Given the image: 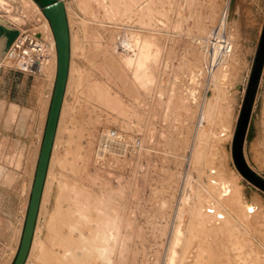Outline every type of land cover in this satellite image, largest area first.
Listing matches in <instances>:
<instances>
[{
    "label": "rangeland",
    "instance_id": "1",
    "mask_svg": "<svg viewBox=\"0 0 264 264\" xmlns=\"http://www.w3.org/2000/svg\"><path fill=\"white\" fill-rule=\"evenodd\" d=\"M33 1L40 12L24 7L27 14L18 0H0V212L6 216L0 217V264H13L20 245L56 71L48 49L39 75L25 74L18 98L28 103L14 111L22 74L4 66L9 42L37 33L53 49L49 24ZM68 3L71 76L25 264H62L72 251L78 264H165L184 181L204 185L193 171L207 144L216 165L240 175L246 196L264 202V155L258 163L254 152L263 151L264 138V0ZM222 17L220 33L235 44L224 63L236 70L227 89L232 97L215 112L206 47L194 41L209 36ZM203 127L228 128L229 141L214 143L213 135L210 143ZM111 131L120 139L104 152L100 139ZM246 257L243 264H257Z\"/></svg>",
    "mask_w": 264,
    "mask_h": 264
},
{
    "label": "bare ground",
    "instance_id": "2",
    "mask_svg": "<svg viewBox=\"0 0 264 264\" xmlns=\"http://www.w3.org/2000/svg\"><path fill=\"white\" fill-rule=\"evenodd\" d=\"M18 1L24 10H26L24 7H28L29 9L30 7H32L36 11L40 12L39 8L37 7V5L35 4L33 0H18ZM59 1L63 2L65 12H67L69 8V3L63 0H59ZM29 12L30 11H28V13ZM25 13H27V10ZM41 15L45 18L43 13ZM66 17H67V14H66ZM45 20L46 22H48L46 18ZM224 21L225 19L222 17V20L220 21L221 23L220 26L214 30L215 32L211 31L209 36H207L204 39L202 38L203 41L201 40V38L199 40L194 41L196 44H199L198 47L202 44V42H203V45H205L206 47V50H205L206 55L204 54L205 52L201 54L205 55L202 59L204 63L206 61L210 62L208 63L210 65L208 66V71L210 73V76L208 75L207 76L210 77V83H209L208 89L212 92V97L210 98L209 104L215 110V112L222 111L223 110L222 108H224V105L227 104L226 100H229L232 97V95H229L230 91L227 89L229 88V85L231 83V78L234 74L233 71L236 70V68L234 69V67L229 66V64L226 65V62L224 63V60H225L224 58H227L229 54L232 52V48H233L232 45L235 46V44L232 43L234 39H232V41L230 39L231 36L228 35L229 36L228 38V36L226 37L225 34L223 36L220 33L223 27ZM67 22H68V19H67ZM68 29H69V25H68ZM49 30L53 37L50 25H49ZM229 33L230 32H228V34ZM31 34L36 35L42 40L43 46L45 49L44 53H45L46 50H48L49 48L46 46L44 40L37 33H31ZM69 37H70V32H69ZM53 40H54V37H53ZM54 43H55V40H54ZM52 48H53L52 50H54V52L56 53V59H57L56 45H55V48L54 46ZM209 50L211 51L210 54H209ZM213 51L217 52L215 56L212 55ZM228 60H229V57H228ZM204 63L203 65L206 64ZM215 65H218V66L215 68L214 67ZM233 65H236V64H233ZM68 71H71V69ZM68 74L70 75L71 72H68ZM68 78L70 77H67V79ZM66 85H67V81H66ZM66 85H65V88H66ZM228 96H231V97L228 99ZM221 98H223L222 105H217L220 102ZM62 105H63V102H62ZM61 110H62V106H61ZM61 110H60V114H61ZM60 114H59V118L61 116ZM59 118H58V121H59ZM224 121H225L224 117L221 118V124H223ZM206 125L213 126L215 128L214 122L212 124L208 122ZM56 133H57V129H56ZM202 133L207 136L208 141L209 140L211 141V137H213V135L215 137L217 136V138L213 139L214 143H217L219 141L226 142L230 136V132L228 128H222L218 132L217 131L214 132L211 129L207 131L206 127L205 128L203 127ZM195 138H197V136ZM195 138L194 140L196 142ZM55 139L56 137L54 138V140ZM118 139H120L118 135L115 138H111L108 133L106 136L100 139V149H102L104 152L109 151V150L110 151L114 150V146L116 145L115 143ZM136 141L137 140L135 139L132 144L134 148L136 147L138 148L140 146V142L138 141V143H136ZM262 141L263 142L260 144V147L262 146L263 151H260L261 153L258 152L257 150L254 151L256 153L255 158L257 159L258 163L261 162L260 158L262 157V154L264 155V138ZM54 143L55 142H53V144ZM207 145L209 146V144ZM208 146H206L204 150V157L201 163V167L198 169V171H197V168L193 171L195 176L197 173L198 174L197 176L199 177V179L202 181L204 180L203 182L204 185L199 186V184L197 183L195 184V182L198 179L195 182H193L190 177H187V179L184 181L182 191H181L182 193H181V198L179 202V207H178V211L176 214V219H175L173 230L170 236V244H169V249L167 252L165 264H243L247 262L246 256L253 258V260L257 261L256 262L257 264H264V208H263L264 202L262 201L260 197H254L257 195H253L252 197L248 198L245 194V189L242 184L240 175H238L235 172L230 171L229 169H226L225 167L226 164L223 165L222 162H219L218 165H216L213 159H211V156L213 154L210 155L209 153H207ZM213 153H214V150H213ZM191 156H192V153L190 152L189 161L191 159ZM259 168L261 167L259 166ZM40 203H41V200H40ZM102 221H103L101 223L102 225L97 228V232L95 236L96 238L100 239L99 240L100 242L102 239H104L101 236L103 235L102 229H103V226H105L107 222L105 220H102ZM100 249L101 248H99V251ZM78 252H79V249H78ZM73 253L74 252L72 251V252H69L67 255L63 256L61 263L62 264H78L77 263L78 261L74 259ZM77 256L79 257V255ZM35 260L37 261V259ZM37 262L40 264H44L40 260H38ZM88 264H91V262H89Z\"/></svg>",
    "mask_w": 264,
    "mask_h": 264
},
{
    "label": "water",
    "instance_id": "3",
    "mask_svg": "<svg viewBox=\"0 0 264 264\" xmlns=\"http://www.w3.org/2000/svg\"><path fill=\"white\" fill-rule=\"evenodd\" d=\"M37 2L49 22L55 40L57 71L21 241L13 264H25L29 255L69 70L70 37L64 4L59 0H37Z\"/></svg>",
    "mask_w": 264,
    "mask_h": 264
},
{
    "label": "built area",
    "instance_id": "4",
    "mask_svg": "<svg viewBox=\"0 0 264 264\" xmlns=\"http://www.w3.org/2000/svg\"><path fill=\"white\" fill-rule=\"evenodd\" d=\"M69 2L70 0H63ZM45 49L42 40L34 34L18 35L9 45L4 54V66L10 70L28 76L39 75L40 63ZM111 138L116 132L109 133Z\"/></svg>",
    "mask_w": 264,
    "mask_h": 264
},
{
    "label": "crops",
    "instance_id": "5",
    "mask_svg": "<svg viewBox=\"0 0 264 264\" xmlns=\"http://www.w3.org/2000/svg\"><path fill=\"white\" fill-rule=\"evenodd\" d=\"M70 36H71V34H70ZM51 41H52V45L54 46V48H55V43H54V40H53V38H51ZM12 41H10L9 43H11ZM5 43V46L7 45L6 43H8V42H4ZM49 46V50L50 51H52V49H51V46H50V44L48 45ZM54 54H55V64H56V69H57V59H56V53L54 52ZM70 60H69V70H70V64H71V61H72V52H71V40H70ZM68 72H70V71H68ZM68 77H69V74H68ZM69 79V78H68ZM67 79V85H66V88H65V93H64V98H65V95H66V92H67V87H68V82H69V80ZM16 80L18 81L17 82V84H15V89H17L16 90V96H17V99L14 101V103L12 104L13 105V107H14V111L15 112H18V111H21V110H23L24 109V104H27L28 103V101L26 100L25 101V103L23 104V102H22V100L20 99V98H18L19 97V95L26 89V87H27V83H28V78L25 76V74H22V75H18V77L16 78ZM55 80H56V71L54 72V75H53V83H52V88H51V91L49 92V96L48 95H46V98H48L49 100H48V102H47V106H46V115H47V117H48V113H49V109H50V105H51V100H52V95H53V91H54V86H55ZM39 92V97H40V95H41V92L40 91H38ZM37 92V93H38ZM26 106V105H25ZM16 114V113H15ZM16 119V118H15ZM47 121V120H46ZM21 120H19L18 122H17V124H16V120H15V126L16 125H19V126H21ZM2 125V121H0V126ZM46 125V124H45ZM10 127H14L13 125H10ZM45 130V129H44ZM44 135V134H43ZM1 136V135H0ZM10 136V137H9ZM13 135H9L8 134V138H9V140L11 139V137H12ZM3 140H5V138H3ZM0 217H2V219H3V221L6 219V216H5V213L3 212V211H1L0 212ZM3 230H1L0 229V236H1V234H3V233H1ZM4 238V234H3V236L0 238V239H3Z\"/></svg>",
    "mask_w": 264,
    "mask_h": 264
}]
</instances>
